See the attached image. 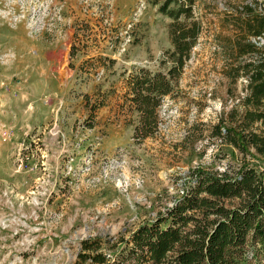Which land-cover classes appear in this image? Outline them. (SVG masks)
<instances>
[{
	"label": "rangeland",
	"instance_id": "obj_1",
	"mask_svg": "<svg viewBox=\"0 0 264 264\" xmlns=\"http://www.w3.org/2000/svg\"><path fill=\"white\" fill-rule=\"evenodd\" d=\"M163 1L0 0V264H76L83 238H117L156 220L190 170L222 172L242 160L264 167V154L243 156L209 129L241 112L248 95L245 78L229 87L214 52L217 36L232 35L221 16L231 3L264 13V0L195 2L202 33L159 109L158 132L132 138L119 76L165 71L172 46ZM98 56L115 64L75 72ZM83 95L106 96L93 129L83 127Z\"/></svg>",
	"mask_w": 264,
	"mask_h": 264
},
{
	"label": "trees",
	"instance_id": "obj_2",
	"mask_svg": "<svg viewBox=\"0 0 264 264\" xmlns=\"http://www.w3.org/2000/svg\"><path fill=\"white\" fill-rule=\"evenodd\" d=\"M196 1L164 0L158 6V12L170 19L168 38L172 49L165 51L160 61L165 71L133 67L119 76V112L129 115L127 122L134 127L132 138L137 142L158 132L159 109L168 97H173L202 33L201 22L193 14ZM229 5L220 24L232 35L217 36L219 43L214 52L220 55L221 72L229 87L245 78L248 95L242 101L241 112L232 110L226 120L209 129L212 137L253 158L251 151L264 154V43L256 44L264 33V13L256 11L253 3ZM75 52L72 45L70 57ZM114 64L115 60L98 56L83 60L76 71L72 63L68 67L84 74L98 67L109 70ZM105 98L92 101V97L83 95L88 111L83 127L93 129L94 117ZM75 263L264 264V167L242 160L222 172L190 170L180 196L156 220L117 238H83Z\"/></svg>",
	"mask_w": 264,
	"mask_h": 264
},
{
	"label": "built area",
	"instance_id": "obj_3",
	"mask_svg": "<svg viewBox=\"0 0 264 264\" xmlns=\"http://www.w3.org/2000/svg\"><path fill=\"white\" fill-rule=\"evenodd\" d=\"M263 38H264V34H263L261 37H258V38H257V40H256L257 43H256V44H257L258 46H259V45H262V44L264 43V39H263ZM241 81H243L244 83H246L247 80L244 79V80H241Z\"/></svg>",
	"mask_w": 264,
	"mask_h": 264
},
{
	"label": "crops",
	"instance_id": "obj_4",
	"mask_svg": "<svg viewBox=\"0 0 264 264\" xmlns=\"http://www.w3.org/2000/svg\"><path fill=\"white\" fill-rule=\"evenodd\" d=\"M60 93V92H59Z\"/></svg>",
	"mask_w": 264,
	"mask_h": 264
}]
</instances>
